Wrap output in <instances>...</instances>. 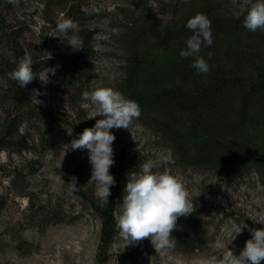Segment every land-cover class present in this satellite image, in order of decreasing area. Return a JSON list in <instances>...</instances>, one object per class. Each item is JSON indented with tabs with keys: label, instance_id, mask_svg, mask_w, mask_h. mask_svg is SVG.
<instances>
[{
	"label": "rangeland",
	"instance_id": "374dc122",
	"mask_svg": "<svg viewBox=\"0 0 264 264\" xmlns=\"http://www.w3.org/2000/svg\"><path fill=\"white\" fill-rule=\"evenodd\" d=\"M158 1L163 0H0V164L6 169L0 176V264H201L205 257L222 254L234 226L247 225L228 245L236 255L252 230L264 227L252 221L264 212V124L249 127L234 154L223 151L220 161L199 162L203 142L211 138L192 137L185 119L173 120L154 101L156 94L180 85L187 59L179 55L183 48L157 49L151 39L132 48L122 37L126 16L138 2L156 13ZM221 1L229 13L244 9L241 0ZM73 4L85 13L79 22L80 51L55 31L57 19L67 17ZM84 32L94 33L95 53L89 57L84 56ZM219 47L224 54L239 48L263 59L264 70V32L220 38ZM25 54L33 72L48 78L46 85L36 78L20 88L8 77ZM134 65L138 71L132 80ZM99 87L121 92L141 109L127 130H110L116 137L109 170L115 181L128 165L138 171L144 160L159 161L158 170L181 177L191 194L195 211L178 219V230L172 232L176 246L163 256L148 239L125 247L118 234L101 262L102 219L89 202L68 193L67 182L75 176L78 188L97 200L94 184L88 183V151L75 150L63 158L59 149L66 143L53 136L67 122L82 130L94 127L102 117L87 119L81 94ZM33 89L44 93L36 97L39 105L31 99ZM24 113L35 116L25 121V133L19 131L23 122L13 137H5L13 119Z\"/></svg>",
	"mask_w": 264,
	"mask_h": 264
},
{
	"label": "trees",
	"instance_id": "16d2710c",
	"mask_svg": "<svg viewBox=\"0 0 264 264\" xmlns=\"http://www.w3.org/2000/svg\"><path fill=\"white\" fill-rule=\"evenodd\" d=\"M142 1V0H139ZM137 9L126 16L122 37L129 47L136 48L148 39L153 40L157 49H170L174 46L186 47V40L192 34L187 29V21L197 13L205 14L211 21L213 44L203 47L205 53H199L209 64L208 74H200L191 65L193 57L185 59L181 66V83L179 86L158 93L154 96L155 104L162 107L175 120L181 117L188 122L192 137H209L212 141L203 142L206 148L199 162H214L225 158L221 152L230 150L234 154L240 137L247 136L251 126L264 124V70L263 59L237 48L226 54L219 47L220 38L242 36L256 37L264 31L251 32L243 24L246 9L237 14L229 13L221 0H163L158 1V10L138 2ZM85 13L80 6L73 4L67 10V17L78 24ZM160 16V17H158ZM84 56L94 55L95 47L91 45L93 32H84ZM129 40V41H128ZM213 53L209 59L208 53ZM133 61H137L136 57ZM131 70V79L138 69ZM31 113L15 117L5 137H13L23 122H32ZM83 130L76 124L67 122L53 137L63 143L79 138ZM56 139L54 143L56 144ZM8 144V143H7ZM6 145H1V147ZM237 151V150H236ZM224 153V154H225ZM119 170V178L111 187L109 204L100 207L83 189L75 193L89 202L103 222L102 239L99 253L101 262L105 261L110 246L118 235L115 211L119 197L125 194L127 174L130 167ZM6 169L0 164V176ZM53 215V214H52Z\"/></svg>",
	"mask_w": 264,
	"mask_h": 264
},
{
	"label": "clouds",
	"instance_id": "9594fccd",
	"mask_svg": "<svg viewBox=\"0 0 264 264\" xmlns=\"http://www.w3.org/2000/svg\"><path fill=\"white\" fill-rule=\"evenodd\" d=\"M9 2L15 4L17 0ZM241 5L247 11L243 26L251 32L264 31V0H241ZM186 27L192 34L187 38L186 47L179 55L183 58L193 57L191 66L200 74H208L209 64L199 53L202 46L209 47L213 44L211 21L205 14L197 13L187 21ZM55 31L67 37L66 44L73 51L82 50L77 21L62 15L56 21ZM69 33L71 35H68ZM48 36L59 37L55 34ZM207 55L210 59L213 53L209 52ZM32 64L31 57L25 54L7 75L17 82L20 88H24L36 78L46 85L48 78L38 77L33 72ZM43 94L38 89H33L31 99H35L39 105L42 102L36 97ZM80 107L86 111L87 119L102 118L96 119L94 127L85 128L79 138L62 144L59 151L63 158L75 150L88 151L91 164L88 183L94 184V195L99 206L104 207L109 204L110 189L116 183L109 171L114 164L113 142L116 139L110 130H127L132 122L140 117L141 109L137 102L110 87L82 92ZM26 127V122L21 125V134L25 133ZM138 169L127 174L125 195L116 215L118 234L125 242V247L148 239L157 255L163 256L176 246L172 232L178 230V219L192 214L195 206L185 181L168 169L159 171V161L144 160ZM67 183L69 195L78 191L75 176ZM252 221L264 225V212L256 213ZM246 227V224L243 227L234 226L229 232V243L225 245L222 254L205 257L201 264H261V261H264V227L252 230V238L245 242L239 255L234 254L228 247Z\"/></svg>",
	"mask_w": 264,
	"mask_h": 264
}]
</instances>
